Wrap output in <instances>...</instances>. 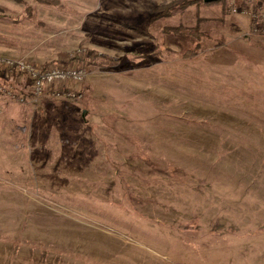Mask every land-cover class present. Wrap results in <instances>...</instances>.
I'll list each match as a JSON object with an SVG mask.
<instances>
[{
  "label": "rangeland",
  "instance_id": "374dc122",
  "mask_svg": "<svg viewBox=\"0 0 264 264\" xmlns=\"http://www.w3.org/2000/svg\"><path fill=\"white\" fill-rule=\"evenodd\" d=\"M54 1L0 0V55L86 70L0 91V264H262L264 0Z\"/></svg>",
  "mask_w": 264,
  "mask_h": 264
},
{
  "label": "built area",
  "instance_id": "2783aa9c",
  "mask_svg": "<svg viewBox=\"0 0 264 264\" xmlns=\"http://www.w3.org/2000/svg\"><path fill=\"white\" fill-rule=\"evenodd\" d=\"M86 77L81 65H39L21 57L0 55V91L6 97L23 100L31 97L75 98ZM26 83L27 89L16 88L14 79Z\"/></svg>",
  "mask_w": 264,
  "mask_h": 264
},
{
  "label": "trees",
  "instance_id": "16d2710c",
  "mask_svg": "<svg viewBox=\"0 0 264 264\" xmlns=\"http://www.w3.org/2000/svg\"><path fill=\"white\" fill-rule=\"evenodd\" d=\"M37 1H39L41 3H45V4H50V5H53L54 2H55L54 0H37ZM193 2L204 3L202 0H174V1H171V2L167 3L166 5L162 6L157 11V13L150 18V22H151L152 19H154L156 17L169 15L174 8L185 7V6L189 5V4H192ZM176 29L177 28H175L173 30H176ZM167 30H170V29H167ZM87 53L89 55V54H91V51H88ZM165 264H168V263H165Z\"/></svg>",
  "mask_w": 264,
  "mask_h": 264
},
{
  "label": "water",
  "instance_id": "95a60500",
  "mask_svg": "<svg viewBox=\"0 0 264 264\" xmlns=\"http://www.w3.org/2000/svg\"><path fill=\"white\" fill-rule=\"evenodd\" d=\"M204 3H209V2H213V1H218V0H202Z\"/></svg>",
  "mask_w": 264,
  "mask_h": 264
},
{
  "label": "crops",
  "instance_id": "0c3cea01",
  "mask_svg": "<svg viewBox=\"0 0 264 264\" xmlns=\"http://www.w3.org/2000/svg\"><path fill=\"white\" fill-rule=\"evenodd\" d=\"M7 56V55H6ZM262 264H264V257L262 258V262H261Z\"/></svg>",
  "mask_w": 264,
  "mask_h": 264
}]
</instances>
